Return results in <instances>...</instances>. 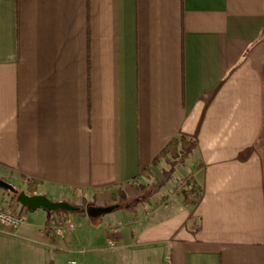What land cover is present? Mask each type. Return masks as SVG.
I'll list each match as a JSON object with an SVG mask.
<instances>
[{
    "label": "crops",
    "instance_id": "1",
    "mask_svg": "<svg viewBox=\"0 0 264 264\" xmlns=\"http://www.w3.org/2000/svg\"><path fill=\"white\" fill-rule=\"evenodd\" d=\"M180 137L147 213L30 211L0 187L25 217L0 264H264V0H0V182L105 208Z\"/></svg>",
    "mask_w": 264,
    "mask_h": 264
},
{
    "label": "rangeland",
    "instance_id": "2",
    "mask_svg": "<svg viewBox=\"0 0 264 264\" xmlns=\"http://www.w3.org/2000/svg\"><path fill=\"white\" fill-rule=\"evenodd\" d=\"M185 155L189 156L188 152L185 153ZM177 163H173V164H166L164 163V165H162V170L159 169V171L157 170L156 172V176L154 178V176H152V178H150L149 180H147L146 184L147 186H137V187H132V190H134V196L131 198H133L131 201L126 198L125 195L121 194L120 191L117 192V194L115 195V197L112 199V195H108V197H106L108 199V201L112 204H110L109 206H106L105 208H109V207H116V209L118 207H126L128 205H133L135 206L134 209L137 212L143 211V213H147L151 210H153V208H155L157 205L159 206L162 203V200L166 197H162V193L161 190L164 187H167V185H169L168 183L172 180V170L173 167L176 165ZM158 178H164L163 183H158ZM162 184H164L162 186ZM184 184L180 183L178 185V187L174 190L175 193H178V191L182 188ZM19 192H22L21 190H18ZM16 196V195H15ZM169 199V198H168ZM90 199L87 198L84 200H81L78 202V205H82L83 209L81 212H75V213H70L74 218L77 217L79 215H86L87 214V209H89L90 207H94L95 205H98L99 203L97 201H89ZM89 205H93V206H89ZM88 207V208H87ZM87 208V209H86ZM140 210V211H139ZM57 213V212H56ZM64 213V212H63ZM112 214V213H109ZM105 215H108L105 214ZM56 219L58 220V222H61L64 218L63 216L60 215H56ZM62 218V220H61Z\"/></svg>",
    "mask_w": 264,
    "mask_h": 264
},
{
    "label": "trees",
    "instance_id": "3",
    "mask_svg": "<svg viewBox=\"0 0 264 264\" xmlns=\"http://www.w3.org/2000/svg\"><path fill=\"white\" fill-rule=\"evenodd\" d=\"M195 143L185 137H180L176 140H174L161 154L156 158L154 161V165L157 166L161 162H165L166 164H173L184 161L188 156L185 155V153L188 152V154L191 153V151L194 149ZM29 194L34 195L36 192L35 188H32L31 186L28 189ZM178 194L184 198V204L185 205H193L196 203L197 199L199 198V189L196 185H193L191 180H187L184 182V185L182 188L178 191ZM14 197L17 198V196L14 195ZM64 212L66 214H69L66 211H58ZM56 213V212H54ZM51 213V214H54Z\"/></svg>",
    "mask_w": 264,
    "mask_h": 264
},
{
    "label": "water",
    "instance_id": "4",
    "mask_svg": "<svg viewBox=\"0 0 264 264\" xmlns=\"http://www.w3.org/2000/svg\"><path fill=\"white\" fill-rule=\"evenodd\" d=\"M0 187L16 195L17 201L21 205L28 208L30 211H36L40 209H44L49 213H54L61 210L71 213L80 211V208L75 207L67 202H53L44 195H28L26 192H19L14 186L4 181L0 182ZM115 209L116 207H109V208L90 207L88 209V214L91 217H98L110 213Z\"/></svg>",
    "mask_w": 264,
    "mask_h": 264
},
{
    "label": "built area",
    "instance_id": "5",
    "mask_svg": "<svg viewBox=\"0 0 264 264\" xmlns=\"http://www.w3.org/2000/svg\"><path fill=\"white\" fill-rule=\"evenodd\" d=\"M25 222V217L22 215H18L11 211L10 209L4 207L0 203V228L3 230H9L16 232L18 231ZM76 225L74 222L70 220H62L61 222H58L55 224L54 229L57 232V234H62L65 231H72L74 230ZM111 246H114L113 243H111Z\"/></svg>",
    "mask_w": 264,
    "mask_h": 264
}]
</instances>
